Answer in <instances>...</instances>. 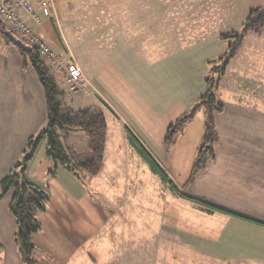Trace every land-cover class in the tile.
Wrapping results in <instances>:
<instances>
[{
  "label": "crops",
  "instance_id": "1",
  "mask_svg": "<svg viewBox=\"0 0 264 264\" xmlns=\"http://www.w3.org/2000/svg\"><path fill=\"white\" fill-rule=\"evenodd\" d=\"M51 2L54 13L36 28L37 32L53 50L69 51L84 76V89L69 94L65 75L53 70L50 73L63 93L65 106L73 111L99 108L105 116L107 132L103 163L96 176L81 171L75 175L56 163L51 165L45 156L46 141L39 144L27 161V180L49 196L46 211L40 216L41 231L32 238L35 252L47 255L37 262L98 264L96 250L105 238L114 250L113 253L108 250L107 258L123 260L129 258V244L133 243L134 252L144 250L148 243L160 247L164 222L173 237L174 250L181 234L184 239L181 245L187 250L231 251L212 256L220 263L264 264V227L209 212L173 193L168 219L161 210L125 209L129 200L143 195L149 184L161 181L130 143L129 131L181 192L262 221L251 213L252 209L257 211V203H264V192L259 194L264 190H258L255 181L260 175L249 173L264 171V69L252 68L251 61L258 59L257 51L263 50L262 47L250 49L251 68L242 78L235 75V67L247 36L228 63L215 93L223 106V111L215 116L219 137L215 161L208 163L194 183L185 188L201 142L204 112L197 113L170 150L164 149L163 139L168 126L206 92L209 63L222 57L228 46L219 40L220 31L210 29L207 21L195 25L192 14L165 21L147 18L141 0ZM91 9L106 10L109 17L87 13ZM186 9L185 5L183 10ZM239 28L234 25L225 31ZM10 33L15 40L22 41L18 33ZM231 71L234 74L228 78ZM227 78L233 82L229 83ZM247 89L252 91L249 98L243 96ZM79 93L85 97L76 96ZM45 124L43 92L33 71L23 70L15 48L0 41V180L21 162L28 152V139L37 136ZM61 140L73 166L90 159L87 139L82 133H63ZM221 146L226 152H222ZM247 152L253 157L247 158ZM52 166L53 172L49 170ZM232 170L246 181L241 188L236 185L238 179L233 190L229 185L223 186L222 176ZM2 171H6L4 175ZM61 175L66 176L77 194L65 187ZM79 176L85 178L88 186H84ZM8 196L9 214L6 212L5 217L10 219L13 232L15 221L8 210L11 194L0 201ZM230 198L232 201L228 203ZM184 205H195L199 210L197 217L185 216ZM178 206L183 208L179 210ZM211 226H217L218 236L209 239L207 235L211 233L207 231ZM80 254L82 257L77 259Z\"/></svg>",
  "mask_w": 264,
  "mask_h": 264
},
{
  "label": "trees",
  "instance_id": "2",
  "mask_svg": "<svg viewBox=\"0 0 264 264\" xmlns=\"http://www.w3.org/2000/svg\"><path fill=\"white\" fill-rule=\"evenodd\" d=\"M263 31L264 8H261L250 11L238 31H232L220 36L219 40L228 43V46L222 57L209 63L210 76L206 81L208 86L206 92L187 112L170 124L165 132L163 147L168 151L175 146L184 128L194 119L197 113L204 112L205 114L201 142L196 150L185 188L190 187L194 183L195 178L205 170L208 163L215 161V145L219 141L215 116L223 111V106L215 94L220 79L228 63L237 55L245 37L249 34L258 37ZM10 34L0 22V41L6 46L15 48L23 70L30 68L33 71L41 86L45 102L46 124L37 136L28 139L26 143L27 151L34 154L39 144L42 141H46L45 156L52 162L75 175L78 171L84 172L89 176L98 175L103 163L107 132V123L103 112L95 107L82 111H73L67 108L61 100L62 91L57 86L49 68L38 55L37 50L28 44L24 45L23 39L22 41L15 40ZM69 132L82 133L88 143L90 159L76 166L71 164L70 157L66 153L61 140V134ZM127 136L139 156L149 165L151 171L180 199L197 204L209 212H217L264 227V222L262 221L239 215L207 201L184 194L172 183L156 161L129 131H127ZM7 194H11L8 210L15 221V241L23 264H38L32 258L35 249L32 238L41 231L40 216L46 211L49 196L45 191L27 180L25 168H21L20 162L16 164L11 173L0 180V199Z\"/></svg>",
  "mask_w": 264,
  "mask_h": 264
},
{
  "label": "rangeland",
  "instance_id": "3",
  "mask_svg": "<svg viewBox=\"0 0 264 264\" xmlns=\"http://www.w3.org/2000/svg\"><path fill=\"white\" fill-rule=\"evenodd\" d=\"M141 2H142V5H140L141 9L145 13V16L147 18H162L165 21V20H169V18L178 19L182 17H188L190 16L189 14H192V18L194 20L195 25L196 24L201 25L202 23L201 21H207V26L210 29H215L216 31H220L219 39L221 35L229 33L228 31H225L226 29L231 28L234 25H239L241 27L242 23L245 21L250 11L264 8V0H141ZM185 5L188 9L183 10ZM82 12H85V11H82ZM87 13H92V15L94 14V16H97L99 18L109 17L108 11L103 10V9H91V10H88ZM213 25L217 28H214ZM222 30H224V32H222ZM8 33L10 34L9 30H8ZM10 35L14 36L12 33ZM23 44L26 45L27 43L23 41ZM254 47H262L263 49L261 51H257V54L259 55L257 60L250 59V57L252 56L250 49H253ZM56 53L62 55L64 58L71 57V54L69 53L67 49L65 51H59V52L56 51ZM250 60L253 62L252 68L254 67L258 69V67H260L264 69L263 67L264 66V31L261 37H256L252 34L247 35L244 41L242 50L240 51L239 57L236 62L237 64L235 68L237 69L235 70V75L239 74L240 76L238 78H242V75L246 74V71H249V69L251 68ZM52 70L61 72L64 75H66L64 68L60 69V71L57 70L56 68L51 69V71ZM249 73L254 75L251 72ZM233 74L234 72L231 71L230 75H228V78L233 76ZM227 81H229V83L233 82L232 78L228 79ZM57 83L59 84L61 88H64V85L60 84L59 82ZM251 92H252L251 90L247 89L243 92V96L249 98L251 97L250 95ZM79 95H83L82 97H85V94L83 93L82 94L79 93L76 96H79ZM61 100H62V103L65 105V101L63 97H61ZM254 126H255V123L253 124V127ZM222 149H223V146H221V150ZM222 152H226V149H223ZM246 155H247V158L253 157L252 155L248 154V152L246 153ZM248 161H253V160L251 159ZM50 163L51 165H54V162L51 161ZM224 165L225 164L222 163V166ZM49 170L51 172L55 171L53 166ZM222 171L223 170H221V172L218 175L219 179L221 177ZM5 172L6 171H2V174L4 175ZM255 172L260 175L259 180L255 179L256 184L258 185V188L257 186L256 188L258 190L259 189L264 190V171H250L249 173L254 174ZM239 175L237 176L235 174V171L233 170L228 171L227 174L226 175L224 174L221 178L222 182L225 183L223 186L229 185L231 187L230 189L233 190L235 189L234 182H236V179H238L236 182V185L238 186L240 185V188H241L243 186V183H246V181H244L243 178L239 177ZM79 177L81 178L84 186L85 187L88 186L86 185L85 178L81 176ZM60 179H62V181L64 182L63 184H65V187L69 188L72 193H76V194L78 193L75 187L73 188L72 186H70L71 182L67 181L66 176L61 175ZM88 188L89 187H87V189ZM263 192L264 191L262 192L260 191L259 194H263ZM142 194L143 195H138L135 200H129L130 203L126 205L125 209L131 210V211H139V212L140 211L141 212L143 211L156 212V211L161 210L162 212L164 211L166 212V215H167L166 218L168 219V213L169 212L171 213V209L169 207L171 206L170 200L173 194L169 190L166 184H164L160 180H156V183L154 185L149 184L145 192ZM232 195L233 194H231V196ZM9 197L10 196L0 201V220H2L1 221L2 232L0 233V248H1L0 249V263L1 264H23L21 255L18 251V246L15 241L16 225L14 226L13 232H11L13 228V226L11 225V221L9 218L5 217V213L7 212L6 205H7V201ZM232 198L228 199L227 202L230 203L232 201ZM113 204H116V203H113ZM113 204L112 206H114ZM233 204L241 205L243 203L234 202ZM263 204L257 203L256 207L258 206L259 209L257 208V211L252 209L251 213L254 214L255 218H258L264 222ZM2 205L4 206H3V209L1 210ZM118 205H121V204L119 203ZM184 206L186 207V210L184 211L185 216L197 217L199 210L195 205H191V206L184 205ZM181 208L183 207L178 206L179 210ZM163 219L164 217L162 215V220ZM161 228L163 232L159 235L160 240H161L160 247L158 246V244H155V246H153L152 243H148L149 246H147L144 250L143 248H141V249H138L137 252H134L133 243L129 244L128 246L129 247L128 248L129 258H125L123 260H121L120 258L119 259H108L107 258L106 254L109 249L110 251L112 250V247L110 246L109 242H106V238H105V240L98 246L96 250L98 254V257L95 258L96 263L98 264H232L231 262L220 263L219 261L212 259V256L217 255L218 253L219 254L231 253V251L228 252V250L220 251V250H213V249L212 250H209V249L208 250L207 249L187 250L185 249V247L181 245V239L184 241L181 234L178 235V238H179L178 248L177 250H174L175 246L173 243V237L168 232L169 231L168 227L165 226L164 222H162ZM211 229L207 231L211 233L210 235H207L209 236V239H212L213 236L214 237L218 236L216 233L218 229L217 226H211ZM169 241H172L171 243L172 247L169 245ZM204 241L206 243L208 242L206 240ZM204 241L202 245L205 244ZM169 247L173 249H170ZM33 252L34 253L32 254V258L36 261L45 255L44 253L39 252V251L35 252V249ZM111 252L113 253L114 250H112ZM81 257L82 256L80 254L79 256H77V259ZM40 264L42 263L40 262Z\"/></svg>",
  "mask_w": 264,
  "mask_h": 264
},
{
  "label": "built area",
  "instance_id": "4",
  "mask_svg": "<svg viewBox=\"0 0 264 264\" xmlns=\"http://www.w3.org/2000/svg\"><path fill=\"white\" fill-rule=\"evenodd\" d=\"M53 11L51 0H0V22L5 28L18 33L30 47L35 48L50 70L56 68L60 71L64 68L68 93L74 94L85 86L80 67L73 58H64L57 54L36 29L52 16Z\"/></svg>",
  "mask_w": 264,
  "mask_h": 264
},
{
  "label": "water",
  "instance_id": "5",
  "mask_svg": "<svg viewBox=\"0 0 264 264\" xmlns=\"http://www.w3.org/2000/svg\"><path fill=\"white\" fill-rule=\"evenodd\" d=\"M32 154L26 152L21 159V168H25L27 161L31 158Z\"/></svg>",
  "mask_w": 264,
  "mask_h": 264
}]
</instances>
